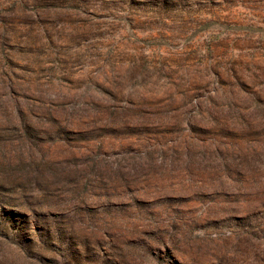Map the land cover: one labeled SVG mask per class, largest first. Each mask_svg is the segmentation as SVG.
<instances>
[{"label":"rangeland","instance_id":"1","mask_svg":"<svg viewBox=\"0 0 264 264\" xmlns=\"http://www.w3.org/2000/svg\"><path fill=\"white\" fill-rule=\"evenodd\" d=\"M0 264H264V0H0Z\"/></svg>","mask_w":264,"mask_h":264}]
</instances>
